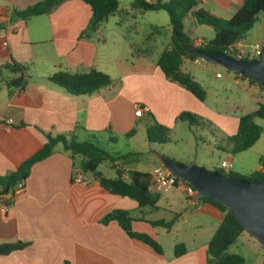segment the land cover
I'll list each match as a JSON object with an SVG mask.
<instances>
[{
  "label": "crops",
  "instance_id": "1",
  "mask_svg": "<svg viewBox=\"0 0 264 264\" xmlns=\"http://www.w3.org/2000/svg\"><path fill=\"white\" fill-rule=\"evenodd\" d=\"M36 1L0 0V67L10 62L23 67L21 87L8 85L20 74L1 69L0 177L9 175L39 150L46 141L45 134H64L100 145L99 140L117 143L121 138L131 145L138 134L147 142L145 130L151 117L168 127L172 136L185 128L191 132L192 127L177 120L183 111L213 123L218 132L215 137H219L216 147L223 152L221 160L234 162L233 155L225 150L224 138L236 132L241 115L264 102L257 85L234 73L223 74L218 69H224L216 64L207 67L200 59L183 57L181 69L206 90L205 100L199 101L168 81L156 65L158 56L171 44L172 27L169 21H159L154 11L139 12L131 7V0H119L117 11L94 31L87 29L90 8L81 0H64L47 14L26 20L10 18L13 8ZM242 3L199 0L198 7L229 19ZM155 27L160 30H153ZM254 27L233 48L245 47L248 53L253 42L264 44V39H256L264 29V15ZM184 33L193 46H201L214 35L210 26L192 18L185 19ZM4 38L6 46L1 44ZM91 69L106 73L112 83L90 95H73L48 80L57 71ZM219 92L227 96L221 102L211 100ZM136 104L143 107L140 116L134 114ZM261 126L263 131L255 144L240 152H251L255 160L238 162L232 171L248 175L261 170L258 160L264 157V124ZM132 130L134 134L126 137ZM130 147L125 152H111L126 157L113 161L112 166L104 165L100 171L114 177L118 169L128 179L135 170L152 173L161 166L157 159L158 163L145 162L142 153ZM80 160L60 143L55 145L48 157L32 165L23 187L14 190L12 196H4L11 201H0V244L27 243L23 249L0 255V264H212L207 262L206 247L223 215L210 203L187 195L184 182L177 181L167 190L151 185L149 190L159 194L157 207L137 215L135 200L109 193L91 174L83 172L85 182H74ZM113 209L136 213L132 229L158 241L162 253L127 236L115 221L101 223ZM154 220L174 222L165 229L152 226L149 221ZM236 242L243 244L238 239ZM177 243L185 247L179 256L174 255ZM261 256L259 262L263 261Z\"/></svg>",
  "mask_w": 264,
  "mask_h": 264
},
{
  "label": "trees",
  "instance_id": "2",
  "mask_svg": "<svg viewBox=\"0 0 264 264\" xmlns=\"http://www.w3.org/2000/svg\"><path fill=\"white\" fill-rule=\"evenodd\" d=\"M62 1L64 0H37L23 8H13L10 18L26 20L34 16L47 14ZM81 1L85 2L90 8L91 14L87 25L89 31L96 30L110 15L117 11L119 5V0ZM198 4L199 0H131V7L136 11L164 10L167 13L172 27L171 44L169 48L158 56L156 65L168 81L187 90L199 101H204L207 96L206 90L189 73L181 69L183 57L197 59L185 53L181 47L182 43L190 47L193 46L190 39L184 33L185 19L192 18L198 24L207 25L213 29L214 35L212 39L199 48L215 50L235 56V50H233L235 43L244 39L257 22L260 21V16L264 15V0H243L242 5L229 19L215 17L203 8H199ZM153 30H160V27H155ZM243 58L249 59L246 56ZM1 69H9L13 74H20L17 78H13L8 82L9 86H22V66L14 62L6 63L0 67V76ZM48 80L73 95H90L112 83V80L106 73L96 69L79 73L57 71L50 75ZM248 82L258 85L260 90L263 91L258 82L251 80H248ZM256 119L264 120V102L259 103L254 111L245 113L239 117L236 132L224 138L223 143L227 152L234 155L249 149L255 144L263 131V127L255 121ZM177 120L187 123L190 127L208 129H211L210 126L212 127L210 121L189 111L181 112L177 116ZM133 134L134 130L125 136L128 137ZM145 135L149 143L165 144L171 141V130L156 122L152 117L146 125ZM45 137L46 141L39 150L24 159L9 175L0 177V183L4 186L0 190V195L12 196L16 185L27 178L32 165L48 157L52 153L54 146L60 143L62 148L70 152L72 156L79 155L81 157L79 169L84 173H90L103 189L109 193L135 200L138 206L137 215H142L146 208L155 209L157 207L159 194L149 190L150 173L135 170L128 179H125L122 176V171L118 169L114 177H107L98 169L99 164L102 162L120 160L125 158L126 155L113 154L94 140L77 141L74 136L67 137L64 134L54 136L45 134ZM258 161L261 170L254 171L248 175H241L232 171L225 173L219 168L215 170L220 171L224 175L239 178L244 177L250 181L262 180L264 179V157H260ZM175 179L176 181L184 182L179 178ZM199 200L210 203L223 215L219 226L207 243V262L212 264H244L245 258L242 255L227 251L228 247L235 243L244 232L240 223L222 204L209 197H201ZM5 201L9 203L11 198L5 197ZM137 215L131 210L113 209L101 219V223L106 224L115 221L127 236L148 245L158 254L162 253V246L158 241L145 233L136 232L132 229L131 223ZM173 222V220L149 221L152 226H160L165 229H170ZM26 245V242L21 241L2 243L0 244V255L23 249ZM184 252L185 247L182 243L175 244V256H179ZM63 264H69V262L64 261ZM261 264H264V258Z\"/></svg>",
  "mask_w": 264,
  "mask_h": 264
},
{
  "label": "water",
  "instance_id": "3",
  "mask_svg": "<svg viewBox=\"0 0 264 264\" xmlns=\"http://www.w3.org/2000/svg\"><path fill=\"white\" fill-rule=\"evenodd\" d=\"M181 47L185 53L205 63L216 64L227 72L258 82L264 92V46L259 59L239 58L183 43ZM154 157L169 174L191 185L196 191V199L209 197L225 206L244 231L264 247V179L250 181L194 163H182L158 153H154ZM3 187L0 183V190Z\"/></svg>",
  "mask_w": 264,
  "mask_h": 264
},
{
  "label": "rangeland",
  "instance_id": "4",
  "mask_svg": "<svg viewBox=\"0 0 264 264\" xmlns=\"http://www.w3.org/2000/svg\"><path fill=\"white\" fill-rule=\"evenodd\" d=\"M124 1V0H120ZM152 13L158 14L159 21L168 22L167 13L164 10H155ZM262 15L260 16V20ZM257 27V26H256ZM256 27L249 33V36L255 32ZM201 29H206L205 26H202ZM208 29V28H207ZM248 36V37H249ZM262 38L264 39V29L260 31L257 35L256 39ZM252 41V40H251ZM250 40L247 41L249 44ZM253 42V41H252ZM251 42V43H252ZM248 53L246 56L251 59L253 57V50L252 48H247ZM203 65L207 67L210 66L211 63L203 62ZM221 70L223 74H227V71ZM256 85V84H255ZM259 88V86L257 85ZM260 89V88H259ZM261 91V90H260ZM262 95L264 94L263 91ZM227 93L219 92L216 94V97H212L211 100L215 102H221ZM232 97V95H231ZM230 97V98H231ZM205 119V118H204ZM208 120V119H207ZM209 121V120H208ZM256 122L260 125L264 124V120L256 119ZM213 124V123H212ZM216 126L212 127L211 129L208 128H201V127H192V131H188L186 128L183 130H178L177 136L170 137L171 141L165 144H158V143H149L144 142L143 137L138 134L135 136L131 145H127L124 139H119L117 143H111L106 140H99L101 145L109 152H125L130 146H134L137 150H139L141 154V159H145L146 161H154L158 163L156 158L154 157V153L162 154L168 156L174 160L180 161L182 163L190 164L194 163L196 165H201L206 167L207 169H218V166L221 162L223 157V152H221L218 147H216V142L218 143V136L215 137L218 132L215 130ZM217 139V141L215 140ZM234 164L231 169L235 170V166L238 162L245 161V159L253 163L255 159H253V155L251 152L247 151L245 153H237L233 155ZM113 162L105 161L99 164L98 169L102 171L104 165L112 166ZM135 164V163H133ZM234 172V171H232ZM90 174V173H89ZM238 241L243 242L242 245L237 244V242L231 245L228 249L229 252H236L241 254L245 258L244 264H261L259 262V258L262 257L261 254L264 256V247L261 246L250 236L246 231H244L238 238ZM165 246L166 241H163Z\"/></svg>",
  "mask_w": 264,
  "mask_h": 264
},
{
  "label": "built area",
  "instance_id": "5",
  "mask_svg": "<svg viewBox=\"0 0 264 264\" xmlns=\"http://www.w3.org/2000/svg\"><path fill=\"white\" fill-rule=\"evenodd\" d=\"M7 43L8 42H7L6 38L2 39L1 44L3 46H6ZM204 44L205 43H203L201 46H203ZM201 46H195V47L199 48ZM263 46H264V44L261 42H258V41L253 42L251 44V48L253 50V57L251 59H259L261 52H262V49H263ZM233 50H235V56L239 57V58H243L247 54L245 47H239L237 49L233 48ZM216 76H220V74L216 73ZM134 109H135L134 114L136 116H140L143 112V107L139 104H136L134 106ZM232 167H233V164H232V161L230 159L221 160V162L218 166V168L223 170L225 173L230 172ZM150 174H151L150 186L153 184H158L162 190H167V189L173 187L177 182L175 177L172 176L171 174H169V172L167 170H165L162 166L156 167L152 171V173H150ZM73 181L77 182V183L85 182L83 172L80 169H77L74 172ZM22 187H23V182L21 181L16 185L15 190L18 191ZM185 191H186L187 195H189V196H195L196 195L195 189L187 183H185ZM0 201L1 202L5 201L4 195H2L0 197Z\"/></svg>",
  "mask_w": 264,
  "mask_h": 264
}]
</instances>
